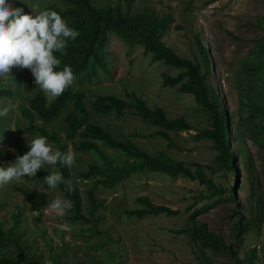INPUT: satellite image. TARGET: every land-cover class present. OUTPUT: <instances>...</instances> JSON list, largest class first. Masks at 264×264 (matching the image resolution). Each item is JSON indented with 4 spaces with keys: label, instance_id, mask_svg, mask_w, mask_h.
<instances>
[{
    "label": "rangeland",
    "instance_id": "rangeland-1",
    "mask_svg": "<svg viewBox=\"0 0 264 264\" xmlns=\"http://www.w3.org/2000/svg\"><path fill=\"white\" fill-rule=\"evenodd\" d=\"M19 1L23 14L33 16L50 10V6H61L59 0ZM93 2L98 6L118 5L122 10L129 9L133 13L153 10L160 16L171 14V24L162 38L165 45L179 56L200 65L202 56L199 46L205 48L210 63L206 82L213 86L220 107L229 118L230 143L237 153L234 175L229 174V182L235 187L236 202L222 200L203 209L211 202L206 199L210 192L198 180L173 179L159 173L141 172L113 189L97 188L94 195L104 200L105 208H99L94 216L81 209L83 218L75 219L69 211L65 217L59 218L50 213L48 207L35 208L36 202L42 198L47 201L58 195L63 198L59 189H50L40 183L31 184L29 178L24 177L19 182L13 181L0 187V224L3 228L13 226V215L19 211L21 220L16 230L20 240L22 244L42 251L45 263H50L48 258H52L55 264H198L196 249L190 239L185 234L171 231L183 227L188 216L197 211L195 218L229 243L232 241L230 226L237 219L232 214L233 209L248 218L259 200L262 213L260 226L242 233L234 249L238 258L255 249L258 255L256 264H264V133L259 128L255 132L248 128L245 121L248 112L241 111L239 96V87L246 88L241 84L243 64L263 60L256 56L254 48L257 40L264 35V0ZM106 49L108 74L100 73L97 79L84 80L80 85L87 107L96 95H115L126 99L127 95L134 94L149 107L164 110L169 118L183 117L191 124L192 130L171 133L170 145L154 134L152 126L142 123L133 113L126 112L119 118L93 115V121L107 128L116 138H129L147 153L161 151L171 159L182 161L190 170L195 168V163L199 164L215 183L219 182L223 170L213 164L216 152L209 141L194 136L206 127L205 114L192 96L162 85L164 74L175 75L177 71L152 62L149 56L143 55L141 47L129 49L118 39H110ZM201 69L204 71L203 67ZM9 75V78L0 77V87L13 94L0 99V110H8L6 116L0 117V167L3 168L15 161L18 142L28 152V145L36 138L18 134L16 127L26 124L20 110L27 107L38 86L27 69L14 67ZM254 121L264 125V118ZM61 126V117L51 123V127L63 136ZM237 129L243 133L239 144ZM241 148L243 153L239 154ZM67 150L75 156L71 166L82 171L90 162H99L93 153H78L72 150L70 144ZM106 150L110 153L109 149ZM206 166H213L215 170L210 172ZM84 183L78 185L81 191L86 189ZM12 186L25 189L29 196L14 191ZM81 195L84 196V193ZM141 196L179 213L140 219L126 217L124 209L139 207L135 199ZM62 223L69 224L71 232L61 231L58 225ZM207 255L217 262L232 261L228 256H214L209 252Z\"/></svg>",
    "mask_w": 264,
    "mask_h": 264
},
{
    "label": "trees",
    "instance_id": "trees-1",
    "mask_svg": "<svg viewBox=\"0 0 264 264\" xmlns=\"http://www.w3.org/2000/svg\"><path fill=\"white\" fill-rule=\"evenodd\" d=\"M9 2L13 8L23 10L19 0ZM59 3L60 7L50 6L49 9L61 15L68 26L77 30L80 35L74 41L68 40V47L63 55L59 52L54 53L62 62L57 70H62L65 65L69 66L76 79L74 84L54 102H50L38 87L29 99L27 107H21L20 114L26 124L21 128L17 126V133L47 137L49 143L62 153H69L67 147L70 144L72 150L78 153H93L99 162H90L84 171L73 166H61L59 163L55 166H45L36 177L30 178L29 182L47 186L43 178L55 171L62 172L64 178L72 180L74 187L72 193H68L63 184L57 188L63 198L73 202V208L69 212L75 219L83 218L81 209L94 216L99 208H105L104 200H99L94 195L97 188L113 189L132 175L141 172L159 173L173 179L181 177L192 181L198 180L210 192L206 199L211 202L204 205L203 209L222 200L235 203V187L230 184L229 178L235 172L234 161L237 153L230 143L229 118L220 107V100L213 86L206 82L210 73V63L205 48L199 46L202 56L200 65L179 56L171 47L166 46L162 38L171 24V14L160 16L153 10L133 13L129 9L122 10L118 5L98 6L93 0H59ZM112 38L118 39L129 49L134 46L141 47L143 55L149 56L152 62H159L177 71L175 75L164 74L162 85L192 96L205 114L207 125L194 136L196 139L209 141L211 148L216 152L213 164L223 170L219 182L215 183L199 164L195 163V168L190 170L182 161L171 159L161 151L155 154L147 153L129 138H116L107 128L93 121V115L106 117L113 115L119 118L126 112L133 113L142 123L152 126L154 134L170 145L171 133L192 130L191 124L183 117L169 118L164 110L149 107L142 98L134 94L127 95L126 99L115 95H96L89 103V107L86 106V96L80 85L84 80L97 79L100 73L108 74L106 48ZM254 53L263 60L256 59L255 63L246 62L241 68V84L246 88L239 87L240 109L248 112L245 119L248 128L252 132L259 128L264 133V125L256 124L254 121L264 118V35L257 40ZM12 95L5 87H0V99ZM59 117L62 120L63 136L51 127V123L57 121ZM236 132L239 144L243 133L238 129ZM16 145L14 155L16 158L27 153L21 148V142ZM106 149H109L110 153H107ZM242 153L241 148L239 154ZM206 168L210 172L215 170L213 166ZM84 181L86 189L81 191L78 185ZM12 189L26 197L29 196L25 189L16 186H12ZM82 192L84 196L81 195ZM50 202L42 198L36 202L35 208L48 207ZM135 202L139 207L124 209L126 217L140 219L150 215L175 216L179 213L168 206L153 204L147 197H137ZM253 212L246 218L233 209L232 214L237 216V219L230 226L229 234L232 241L229 243L210 231L205 223L197 220L195 218L197 211L188 216L183 227L171 232L185 234L190 239L196 249L198 264H256L258 255L255 249L245 252L242 258L236 256L234 249L242 233L260 226L262 213L259 200ZM13 218V226L9 228H3L0 224V264H55L52 258H48L50 263H45L42 251L22 244L16 230L21 220L20 212L13 215ZM208 252L214 256H228L232 261H214L207 255Z\"/></svg>",
    "mask_w": 264,
    "mask_h": 264
},
{
    "label": "clouds",
    "instance_id": "clouds-1",
    "mask_svg": "<svg viewBox=\"0 0 264 264\" xmlns=\"http://www.w3.org/2000/svg\"><path fill=\"white\" fill-rule=\"evenodd\" d=\"M79 35L56 11L43 10L35 16L27 15L22 9L13 8L9 0H0V77L9 78L14 67L27 69L35 85L54 102L76 79L69 66L57 70L62 62L54 53L63 55L68 40L74 41ZM7 111L6 108L0 110V117L6 116ZM28 146L30 150L26 154L17 156L7 168L0 167V187L24 177H36L45 166L74 163V154L54 149L47 137L38 135ZM43 181L50 189L63 184L68 193L74 191L72 180L64 178L60 171L46 175ZM72 208L73 202L59 195L48 204L49 212L59 218L65 217ZM58 228L64 232L72 230L67 223L59 224Z\"/></svg>",
    "mask_w": 264,
    "mask_h": 264
}]
</instances>
